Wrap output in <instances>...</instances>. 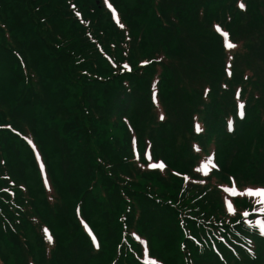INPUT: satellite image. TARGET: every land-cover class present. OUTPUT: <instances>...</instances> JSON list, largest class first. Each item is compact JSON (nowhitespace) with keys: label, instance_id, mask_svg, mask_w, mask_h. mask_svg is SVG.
<instances>
[{"label":"trees","instance_id":"trees-1","mask_svg":"<svg viewBox=\"0 0 264 264\" xmlns=\"http://www.w3.org/2000/svg\"><path fill=\"white\" fill-rule=\"evenodd\" d=\"M116 1L0 0V264H264V0Z\"/></svg>","mask_w":264,"mask_h":264},{"label":"rangeland","instance_id":"rangeland-1","mask_svg":"<svg viewBox=\"0 0 264 264\" xmlns=\"http://www.w3.org/2000/svg\"><path fill=\"white\" fill-rule=\"evenodd\" d=\"M136 3H138L139 5V7H138V9H136V12H143V13H146V14H148L149 12H150V6H149V4H147V3H144V7H140V0H134ZM117 2V6L119 7V9H123L122 11L124 12L123 14L124 15H127V14H129V11H130V9H133V5H134V2H132V1H129V0H117L116 1ZM128 8H129V11H128ZM262 43H264V41H261ZM0 68H2V67H0ZM45 77L48 79L49 78V76H48V74L46 73L45 74ZM6 80V81H5ZM8 79H7V73L5 72V71H3L2 69H0V97H2L5 101H8V104H10V103H13L16 99H17V97L20 95V93H21V85H20V87H17V85L16 84H14V83H11L10 81H8ZM21 84V83H20ZM17 87V88H16ZM52 88H53V86H52ZM64 93V92H63ZM1 101V100H0ZM2 102V101H1ZM3 103V102H2ZM5 104L7 105V103L5 102ZM5 104H3V106L5 105ZM41 110H44L43 108L41 109ZM38 111H40L39 109H38ZM41 112V111H40ZM240 113L242 114L243 113V110H242V108H240ZM62 114V113H61ZM60 114V115H61ZM47 115H48V113H47ZM60 115L59 114H53V115H49L48 117H46V120H44L43 119V121H42V123H44L45 125H43L42 126V129L43 128H45V127H49V129L47 130V134H48V138H46V141H45V147H49L50 148V151H51V154H50V157H51V159L54 161L53 163H52V167L54 168V170H56L55 172L56 173H58V176H61L62 175V173H63V171L61 170V167H60V160H59V157L57 158L56 157V154H55V152H54V150H53V147H54V137H51L52 135H53V133H52V131L55 129V127L57 126V125H59L60 124ZM144 118V117H143ZM140 120H142V118H139V121ZM177 121V120H176ZM169 124H171V125H173V122H170ZM66 125V124H65ZM64 125V126H65ZM62 126V128H63V125H61ZM170 127H172L173 128V126H170ZM231 127H232V124L231 125H228V129H231ZM171 132H168V129L166 128V129H163V130H158V131H156V134L158 135V138H155L156 139V143L158 144V146H163V149L165 148L166 150L165 151H163V156H165V155H167V150H174V142H172V137H173V135H172V137H171V134H170ZM35 136H36V134H35ZM152 138H153V135H152ZM63 141V140H62ZM58 143L60 142V140L59 141H57ZM40 142H35V144H36V146H31V151H33L34 153H36V156H37V152H38V149H40L41 147L39 146L40 144H39ZM72 144V141L70 140V139H68L67 141H64L63 142V145H62V147H60V150H61V152L62 153H66V148H68L69 149V151H70V146L69 145H71ZM115 145H116V143H115ZM29 148V147H28ZM103 148H105V147H103ZM169 148V149H168ZM71 150L72 151H76V150H78V148H75V146H73V144H72V147H71ZM92 151H93V153H94V155L96 156V158L98 159H100V160H105L106 161V158H105V156H104V154H101V153H99V151L98 150H95V149H92ZM79 152H81V150H79L78 151V153ZM104 152H106V149H104ZM72 154V153H71ZM25 155H27V153H25L24 154V156ZM161 157V156H160ZM61 160H62V167H63V164L65 163V162H68V164H70V162L68 161V159H65V161H63V158H61ZM37 164H38V166H40V167H43V165L44 164H42V162L39 160V161H37ZM165 165V164H164ZM168 165H170V164H166V166L168 167ZM174 165V164H173ZM182 165H185V164H182ZM46 168H48V167H46ZM164 170H168V168H164ZM259 170L260 171H264V164H259ZM26 173H27V175L30 177V176H33V182H34V184H35V186L32 184V182L30 181V180H28V183L30 184V186H32V187H37V181H36V179H35V175H34V173H33V169H32V164H27V167H26ZM46 174H42V176L41 175H39V177H40V179H41V181L42 182H45V183H47L48 185H50V181H51V178H50V174H49V172H45ZM261 173V172H260ZM77 175V174H76ZM81 175V174H80ZM81 177V176H80ZM80 177H77L76 179H79V180H83L82 178H80ZM79 194H81V192L79 191ZM69 211H70V213H72L73 214V212L74 211H76V212H80L81 214H82V211H81V209H77V208H75V209H72L71 207L68 209ZM93 216H94V218L96 219V220H98V217H97V215L96 214H94V212H93V214H92ZM82 216L84 217V214H82ZM48 217V216H47ZM110 219H112L111 218V216H110ZM47 221L48 219H46L45 217L43 218V221ZM84 227L86 228V226L84 225ZM112 228V227H111ZM86 230L87 231H90L89 229H87L86 228ZM91 232V231H90ZM92 233V232H91ZM44 234H46V231L44 230ZM111 235V233H109V236ZM27 238H28V241L30 242V243H33V237H32V235L31 234H28V236H27ZM35 242V241H34ZM0 245H1V248L2 249H6L7 247L6 246H3L4 244L2 243V242H0ZM111 251H113V249H111ZM7 261H9V260H7Z\"/></svg>","mask_w":264,"mask_h":264},{"label":"snow or ice","instance_id":"snow-or-ice-1","mask_svg":"<svg viewBox=\"0 0 264 264\" xmlns=\"http://www.w3.org/2000/svg\"><path fill=\"white\" fill-rule=\"evenodd\" d=\"M104 2L107 4V3H108V0H104ZM108 6H109V8H111V5H108ZM238 6H239L241 9H243V8L245 7V5H244L243 3H240ZM76 15L79 16L80 13L77 12ZM112 15H113V17H115L116 14H115L114 11H113ZM121 27H123V25H121ZM214 27L216 28V31H217V32H220V31H221L219 25H214ZM223 34H224L225 36L227 35V33H223ZM226 46H227L228 48H233V47H235L234 44H230V43L227 44ZM142 63H144V62H142ZM125 67H127V66H125ZM229 75H230V73H229ZM208 91H209V89H204L205 94H206ZM238 92H239V90H237V93H238ZM153 97H154V103H155V93H153ZM237 107L240 108V107H243V105H242V104H238ZM159 118H160L161 120L164 119V117H163L162 114L160 115ZM194 119H195V118H194ZM229 125H231V121H229ZM4 127H7V126H4ZM194 128H195V130H196L197 132L200 131V127H199V124H198V123L194 125ZM29 143H31V141H29ZM193 147H195V145H194ZM3 163H4V161L0 160V164H3ZM147 167H148V168H160V169H163V168L165 167V165L162 164V163H159V164H156V163H148V164H147ZM185 179H187V177H185ZM201 182H203V181H201ZM232 191L235 192V189H232ZM245 192H246L249 196H261V197H264V187H255V188H254V187H247V188H245ZM261 203H264V200H262ZM228 211H229V212L233 211L231 205L228 206ZM49 242L51 243V239H49ZM93 243H95V239H93ZM182 246H183V245H182Z\"/></svg>","mask_w":264,"mask_h":264}]
</instances>
